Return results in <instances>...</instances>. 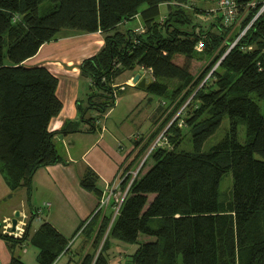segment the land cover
Wrapping results in <instances>:
<instances>
[{"label": "trees", "instance_id": "16d2710c", "mask_svg": "<svg viewBox=\"0 0 264 264\" xmlns=\"http://www.w3.org/2000/svg\"><path fill=\"white\" fill-rule=\"evenodd\" d=\"M45 1L50 3L40 14ZM234 1L238 16L231 26H225L220 14L214 24L218 32H196L199 25L186 8L193 0H0V170L9 187L30 192L36 171L66 164L53 141L56 133L48 130L63 109L56 95L58 79L44 66L24 63L61 31H100L104 48L80 67L93 82L88 106L79 105L75 119L59 134L95 133L98 119L114 106L115 78L136 68L151 73L147 91L161 97L171 93L175 101L180 99L178 109L184 105L190 112L169 126L168 147L157 148L152 165L135 179L103 248L109 236L137 244L127 264H264V13L230 49L261 8L260 2L249 7L253 0ZM163 3L169 11L160 22ZM200 11L195 8L194 14ZM137 16L143 32L120 31L119 26ZM201 38L200 54L215 58L193 75L190 60L199 53ZM177 56L187 62L177 63ZM89 111L93 114L87 115ZM225 116L230 122L225 137L203 151ZM240 124L245 126L244 142ZM184 126L194 146L191 152L180 149ZM146 148L137 152L131 167ZM228 172L233 196L225 202L219 188ZM98 180L88 167L80 184L102 199ZM112 215L104 214L96 238L103 236ZM99 216L93 213L83 231ZM32 220L22 238L2 233L0 221V238L23 244ZM35 233L31 243L40 250V264H55L61 254L71 252L70 241L49 222ZM141 235L155 240L140 242ZM103 248L98 255L80 252L77 264H108ZM11 264L24 263L14 257Z\"/></svg>", "mask_w": 264, "mask_h": 264}, {"label": "crops", "instance_id": "0c3cea01", "mask_svg": "<svg viewBox=\"0 0 264 264\" xmlns=\"http://www.w3.org/2000/svg\"><path fill=\"white\" fill-rule=\"evenodd\" d=\"M162 5L167 7V11L161 13L163 15L169 10L166 3ZM140 19L141 17L137 16L133 21L119 26L120 31L133 29L136 33L143 32L144 25L140 23ZM57 38L42 45L38 54L27 59L24 64L27 67L44 66L58 79L56 95L63 109L53 117L48 130L50 133H56L53 141L66 164L46 166L36 171L30 192L25 187L16 190L10 188L5 175L0 170V221L3 225L12 224L11 219L19 211L21 215L18 219V228L23 230L33 217L28 230V239L23 244L9 243L0 238V264H11L14 257L24 264H40L38 260L40 250L32 245L31 240L35 232L46 222L52 224L70 241L71 252L61 254L55 264H59L62 260H64L62 264H77L80 260L79 248L86 232L83 229L91 221L88 218H92L91 215L97 213L102 200L93 192L83 188L80 184L81 177L86 168L90 167L97 173L99 177L97 185L102 190V198L105 197L108 188L113 186L123 170H133L137 165L138 162L133 167L130 166L137 154L135 147L139 144L135 136L139 134L141 138H144L142 136H145L150 129L144 131L142 125L154 118L159 109H155V112L147 111L144 117L139 119L135 116L128 121L132 113L137 111V114L143 115L144 112L143 100L147 88L142 89L132 83V78L143 69L136 68L119 75L120 79L115 78L112 84L114 106L98 119L96 122L98 128L95 133H76L65 136L59 134L67 121L75 119L79 105L83 109L88 106L93 82L82 75L80 67L86 59L96 56L104 48V36L100 31L81 34L72 30L61 31ZM143 76L150 78L151 73L145 70ZM128 91L132 93L129 97L130 101L136 106L130 107L132 108L130 111L119 115L120 112L118 114L117 112L121 105L120 99H123ZM89 114L93 112L89 111L87 115ZM46 202L51 204L50 207L35 215L34 212H38ZM110 209L102 212L101 220ZM34 222H36L35 225ZM82 225L83 227L80 228ZM31 246L36 249L30 257L28 253Z\"/></svg>", "mask_w": 264, "mask_h": 264}, {"label": "rangeland", "instance_id": "374dc122", "mask_svg": "<svg viewBox=\"0 0 264 264\" xmlns=\"http://www.w3.org/2000/svg\"><path fill=\"white\" fill-rule=\"evenodd\" d=\"M49 3H50L49 1L48 2L45 1L42 3L43 5L40 8V12H39L40 14L44 13V10L48 7ZM192 6H194V7H192ZM217 7H218V1L217 0H193V2L191 4H188L186 6L188 11L194 15V23L196 24V26L199 25L198 26L199 28L197 27L196 32H198V29H200V28L204 31L218 32L216 30V27L214 24L219 20V15L221 14V12H219V9ZM195 8L196 9L198 8L201 11L194 14ZM166 9H167V7L165 5H162V7L160 8L161 13L167 11ZM166 15H167V12L163 13V15L161 14L160 22H162L163 18ZM140 21H141V19H140ZM241 22L242 21H240V20L238 22H236L235 27H239ZM188 28L190 29V27H188ZM141 30H142V28H141ZM64 31H71V30H64ZM204 38H205V36H204ZM204 38H201L198 41V44L196 47V52L197 53L199 52V53L196 54V56L190 60L191 73L193 75H198L200 71L207 68L208 66L210 67L211 62L215 58L214 56H210V58H208L207 56L203 55L202 53L200 54V52L203 49V45H204L203 39ZM175 61L179 64H184L187 62V59L184 56H177ZM119 79H120V77H119ZM145 92H146L145 98L143 100V103H144L143 115L141 113L137 114L136 113L137 111H136V112L132 113V116H129L128 121H131L135 116L139 119L141 117H144L146 115L145 112H147V111L155 112V109H157V108H159L160 110L157 111V113H155L154 118H151L149 121H146L144 123V125H142L144 131L145 130L148 131L150 129L149 132L145 133V136H142L144 138H141L139 134L135 136L136 139L139 141V144H137L135 147L136 153L139 150L141 151L142 149H144L145 146H147V148L144 151V153L141 155V157L138 159L137 165H135V167L131 171H135L139 167V165L141 164L143 159L146 158V156L149 153L152 145L156 142V139L159 137V135L161 133H163L164 131H167V129L169 128L170 125H172L173 123H176L174 121L178 118V116H180V118L181 117L185 118L190 113L189 108H187L184 105L180 109H178L180 99L178 98L175 101V99L173 98L171 93H169L166 97H161V96H158L156 94L154 95V94L150 93L149 91H145ZM131 94H132L131 91H128V93H126V95L123 96V99H120L121 105L118 108L117 114L120 112L119 115H121L122 113H124L126 111L127 112L130 111V109H132L130 107L136 106V104L134 102L130 101L129 97H131ZM100 100L101 99L98 98V101H100ZM179 122L180 121L178 120V123ZM229 127H230L229 118L227 116H225L224 119L222 120V124L219 127V129L213 134V136H211L203 144V151L210 150L212 147H214V145L216 143L221 141L225 137L226 132L229 129ZM183 132L185 133L186 136L184 137V139L180 145V149L191 152L194 150V146L192 144L191 135H190L189 131H187L186 126H184ZM238 133H239L240 141L244 142L246 140V132H245V126L243 124L239 125ZM166 136H167V133H166ZM127 163H128V161L126 162V164ZM152 163H153V159H151V157H150L148 159L146 165L143 167L142 171L145 172L146 169L152 165ZM124 172H128V169L125 170ZM143 172H141V173H143ZM222 179L223 180H222L220 188H219L220 199L222 201L227 202L233 196L232 173L228 172ZM126 181H129V183H130V180L128 178L126 180H124V183ZM124 183H123V185H124ZM103 211H104V208H99L98 212H99L100 216L96 217L91 222L90 227H88L86 229L83 240L81 241L79 252L90 251V252H92V253L94 252L96 255H98L99 252L101 251V249L103 248L104 243L106 242L105 239L110 232L109 229L112 225V222L114 221V218H113L114 213H113V215L111 217L112 219L109 223V226L106 229V231L104 232L103 236L100 238L99 237L96 238V235L99 234V231H100L99 229H100L101 224H102L103 219L101 220L100 217H101ZM111 211H112V209H110L108 214H110ZM35 224H36V222H34V225ZM90 235H91V237H89ZM98 239H99V241H98ZM139 240H140V242H149V241H153L155 239L153 237H150V236L147 237V236L141 235L139 237ZM108 241L109 242L107 243L105 249L103 248L105 250L107 257H108V264H127V261H129L131 259L132 255L135 253V251L138 248L137 244L125 243L123 241L118 240L117 238H115V239L111 238V236H109ZM29 249H30V251L28 253V256L31 257V253L35 252L36 248H34V246H31ZM66 260H65V262H66ZM62 261H64V260H62ZM62 261L59 262V264H62ZM31 262H33V261H31Z\"/></svg>", "mask_w": 264, "mask_h": 264}, {"label": "built area", "instance_id": "2783aa9c", "mask_svg": "<svg viewBox=\"0 0 264 264\" xmlns=\"http://www.w3.org/2000/svg\"><path fill=\"white\" fill-rule=\"evenodd\" d=\"M261 3V8L259 11L254 15L253 21L243 29V32L240 34V36L232 43L230 49H232L239 41L241 37L249 30V28L252 26L255 20L258 19L259 16H261L264 13V0H253L250 4L249 7L254 9L258 3ZM219 12H221L223 23L225 26H231L234 21L236 20L235 18L238 16V7L235 3L234 0H219L218 2V7ZM248 49H251V47H248ZM182 121L179 122L180 126ZM168 136H166V131L161 133L159 137L156 139V142L152 145L149 153L147 154L146 158L143 159L139 167L135 171H128L124 172L121 175L118 176L117 180L113 183V186L108 188L106 192V196L102 198L99 208H104V211H106L108 208H111L113 213H114V219L116 215L119 213L121 209L122 203L125 201V198L127 197V194L131 188V186L134 184V181L139 175L141 174L143 167L146 165L148 159L151 157L152 153L157 150L159 147H168ZM130 180L126 181L124 183V180L126 179ZM124 183V185H123ZM50 203H45L42 208L39 209L38 213H41L45 208L50 207ZM98 208V210H99ZM97 210V212H98ZM103 211V212H104ZM113 223V222H112ZM26 223H24L25 225ZM24 230H20L18 228V225L16 227L15 231H12V224L7 223L3 225L2 227V233L8 234L9 236H14L15 238H22Z\"/></svg>", "mask_w": 264, "mask_h": 264}, {"label": "water", "instance_id": "95a60500", "mask_svg": "<svg viewBox=\"0 0 264 264\" xmlns=\"http://www.w3.org/2000/svg\"><path fill=\"white\" fill-rule=\"evenodd\" d=\"M145 73V70L142 69V71H140L138 74H136L133 78H132V83L135 85H138V87L140 88H149L152 84V79L143 76V74ZM20 212H16L15 215L13 216V218L11 219V223H12V231L16 230V227L18 225V219L20 217Z\"/></svg>", "mask_w": 264, "mask_h": 264}]
</instances>
